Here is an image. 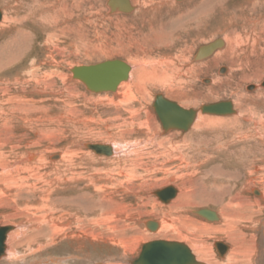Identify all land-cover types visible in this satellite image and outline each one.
I'll return each instance as SVG.
<instances>
[{"label": "rangeland", "instance_id": "1", "mask_svg": "<svg viewBox=\"0 0 264 264\" xmlns=\"http://www.w3.org/2000/svg\"><path fill=\"white\" fill-rule=\"evenodd\" d=\"M107 1L108 0H0V12L2 15L9 19L17 18V20H20L21 23H24L20 26L29 30L27 32L31 35L30 40H28L26 44V46H30L31 44L29 51L27 48H21L23 53L28 51V53H26L27 62H19L17 64V69L20 70L21 67L36 60L38 61L37 64L44 60L46 64L51 65L52 62L46 60V57L49 59L52 57L54 61L61 62L59 67L60 71L68 77L71 75L69 71L74 67L94 65L112 60H120L132 66V63L142 65L146 62L144 83L140 85L142 88L138 89L135 96L147 112V118L144 110L139 117L142 120H146L148 126L146 125L147 123L138 124L137 118L133 119L127 126L121 125L120 127L123 128H120V131H123L124 138H126L125 140H127L128 143L140 141L139 144H141L143 142L141 140L151 139L149 138L151 133L155 135L158 134L160 137L158 139L159 141L165 139L168 141H165L163 143L164 145H158L162 146L161 148L170 145L175 146L180 153H184L196 163H203L208 157H212L210 158L211 161L203 164V166L199 168V172L194 171L196 174L192 173L189 176L191 172L188 173L183 171L182 166L184 165L180 167V163L175 159L177 158L175 151L170 154L173 156L168 155V157L171 158H167L159 155V152H157L159 149L158 146H148L147 144V152L149 151L154 158L150 160L149 163L148 161L146 162L145 171H140V168L138 169L136 167L137 174L139 172L140 174L143 173V178L140 180L141 185L138 186L137 180H132L130 174L125 172L124 175H122L123 178H118V180L123 183V187H120L115 184L103 182L105 179L103 176L108 173V171L112 173V175L115 174L110 164L107 165L105 161H99L98 159H91L86 154L83 155L81 153L80 156L82 157H80V161H78L77 165L78 168L81 169L82 175H92V172H95L97 179H102L99 184L107 185L106 188L99 191L97 195L94 194V204L95 206H99V210L98 208L96 210V215L98 216L99 213L103 215L104 212L107 211L106 213L115 212L118 214L117 216L120 217L113 219L109 224L102 223V226L98 224V226H95L94 230L89 227L88 229H91L93 234L103 235V237L98 235L97 239L100 240L94 243L91 241L93 237L91 238L89 233L86 232V230H88L86 229L87 227L81 223H78L79 225H74L77 227L80 226L78 227L80 229L79 231H81L78 233L80 234L79 241L73 243L68 240H58L54 243H47L46 239L51 237V232L47 231V226L49 228L50 222L47 221V225L45 223L43 225H35L36 220L42 213H40L39 210L30 208L33 200L26 199V196L30 197V195H26L23 191L21 192L22 196L20 194V196L15 195L16 197H14V194L12 196L6 193L0 195V226H18L20 224H25V226L22 225L23 231L22 229H17V233H20V241L22 242H20L17 249L18 259L11 264H33L35 259L42 260V262L39 261V264H130L137 258L144 242L162 238L177 240L179 236V227L182 228V233L186 231V233L189 234V231L186 230L187 228L181 226L182 224H180L179 218L181 222L189 220V222H185V225L195 224V226H197L199 223L207 225H210V223L213 224L214 222L218 223L220 221L219 219L210 222L192 212L209 209L216 212L220 218L218 206H213L211 204H203V206H186L182 209L179 208L180 210H178L177 213H171L170 210L166 209L171 201L162 203L152 194L155 190L160 191V189L166 187H174V189L178 191L176 186L184 184L182 186H185V188L193 194V197L196 198L197 195L202 194L206 187L212 184L213 175L208 178L203 175L208 171L210 166L213 165H223V178L217 181V184L221 185L220 187L223 185V188L226 189L228 193L227 196L234 197V195L238 193V197L242 199L245 204L254 199H259L257 197L258 194L255 195L254 192H252V188L253 191H257L258 188L262 187V184H253L243 175L245 171L249 169V164L251 162L250 167H260V171L256 177L262 175V180H264V142L261 141L260 138H255V140L251 139L254 140L253 142L250 140L248 142H241L238 141V136H240L239 134L241 133L250 134L251 132H253L252 135L255 136L253 131L254 126H257L259 132L262 131L264 134V42L260 41L254 44L252 37H250L251 35L245 38L243 33H240L239 37H242L241 42L238 43L233 53L227 56L228 60L231 59L233 63L226 60L215 63L214 59L222 56L228 48V43H226L223 37V31L227 28L225 26L226 20L223 19L224 17L209 16L206 13L205 16L200 18V12L196 11L187 18L183 15L185 10L182 8L183 5L188 3L187 0H129L132 7H134V10L130 13H122L119 11L111 12ZM261 13L264 15V7ZM46 17L49 23H43V19ZM19 24L18 22L17 25ZM234 28L235 27L231 26L228 27V30L231 31ZM46 33L48 36L49 34H53L51 38L47 36V40L45 39V41H47L45 47L48 52L40 50V46L44 42L43 34ZM262 38L264 40V36H262ZM218 40L225 42V47H222L223 49L221 50L222 52L215 51V53L206 60L194 61L195 54L199 47L201 48L204 45H209ZM161 54L165 57L163 58L164 62L162 61ZM160 64H162V66H160ZM37 66H39V64ZM159 66L161 69H164V71L166 69V72H168L167 75H174L177 77L178 82L176 81L177 85L174 87L173 96V101L176 102V104L180 105V98H184L187 99L188 103L184 107L185 109L198 111L202 105L230 102L233 103L237 115L233 117L229 116L231 118L224 116V118H211V120L214 121L212 122V127L210 126L208 129L205 128L195 135H191L190 132L178 131L173 132V137L168 135L162 137L157 127L158 120L151 108L154 94L159 95V93H164L163 95L167 96L164 89L154 85L157 82L156 79L163 74V70L158 71ZM39 67V76H41L45 74L43 70H46L47 65L46 67ZM221 69H224V71L221 72ZM72 85H74V83L68 79L65 85H60L59 88L65 86L64 88H67V92L76 93V95H78L71 96L65 91V97L67 96V101L69 100L70 106H73V103L77 106L76 114L78 113V120L80 122L78 124L73 122H71V124L69 121L64 122L65 126L46 124L45 130H49L50 135L58 138L56 143L57 147L51 146L49 149H60L62 147L72 146L74 150L79 149L80 151L79 144H82L81 147H84L85 143L95 141L103 143L101 141L105 139V127L109 125L110 127L118 126L119 120H115L117 116L127 118L125 115L126 113H123V110L127 106L133 108L137 107V104L134 103L127 104V102L117 101L111 103L109 101L111 98L104 101V103L103 100L98 103L99 100L96 99L110 97V94H92L87 92L81 83L75 86ZM47 87L53 89L55 84L52 82V84H48ZM179 89L180 91H178ZM53 91H58V88L53 89ZM1 94L2 92L0 95ZM175 95L178 97L176 96V98ZM35 97L36 96H34V98ZM38 97L42 99V96H37L36 98ZM46 97L48 98L46 100L47 102L53 100V97ZM123 100L126 101L128 99L124 98ZM47 102H45V105ZM56 105L59 107V104ZM55 112L57 114L54 112L52 113L58 115L57 110H55ZM115 112L118 113L114 114ZM239 113L242 115L243 119L238 116ZM45 115L47 116V114H42V116ZM246 117L250 118L248 119L249 121L245 120ZM12 125V133L10 130V135L15 138L13 139L10 137L7 141L13 142L10 146H19L21 148L19 149L18 147V150H14L13 155L9 154V156L11 155L9 158L10 165H12L13 161H18L19 157H16L14 154H22L21 152L24 151L23 149H25V146L30 144L29 141L32 142L37 139L40 143H42V140L44 141L43 137L34 136L31 133L26 134V137H24V134L29 130H25L16 121ZM73 129L78 130V132ZM112 132H115V130L112 129ZM108 143H110L109 140ZM138 148L140 149V147ZM187 148L190 149L188 150ZM254 148L256 149L255 154L251 155L248 150ZM36 149H40V147ZM238 149H241V152H239ZM193 150L195 153H192ZM147 164L149 166H147ZM247 164L248 167H246ZM177 168L182 170L180 173L178 172L176 174V178L180 176L178 181L168 180L169 177H167L165 171H168L167 174H172ZM234 174L236 177L239 176V178L232 180L231 176ZM83 176H81L80 179ZM133 176L135 177L136 175L134 174ZM225 181H227V183ZM120 188H122L123 191ZM79 189L80 192H84L83 194L90 191L85 189L84 181L81 182ZM56 195L59 196L57 197ZM65 195L69 197L73 195V193L70 192L68 195L67 192H65ZM65 195L64 193H57L54 194L53 198H61ZM32 198L33 197H31V199ZM80 200L79 205L84 206L87 204L85 203L87 202L85 197ZM158 204L165 206H157ZM262 205L264 206V202H261L260 206ZM105 206L107 207L104 208ZM251 210L252 209L249 211ZM164 211L171 219H174L172 220V228L169 226L161 229ZM245 214L246 213L243 215L247 217V214ZM256 215L259 220V224L255 226L259 228L256 233L259 241V253L264 246V223H262L264 222V208L261 209L260 213L256 212ZM55 216L56 215L51 216V214L48 215L50 218H54ZM147 221L160 224H158L160 226L158 233L149 231L148 228L142 224ZM28 224L29 226H27ZM105 227L113 228V231H107L108 228L105 229ZM35 228L42 231L35 232L33 231L36 230ZM73 232L75 231H72V233ZM33 233L36 234V237ZM242 233L247 236L245 240H249L248 238L255 232L244 230ZM64 234H70V230H66ZM57 236L58 235H56V238ZM188 237H190V235ZM104 238H109L108 240L112 241V245L108 246L109 244H103L102 241H105ZM123 241H127L126 245L123 244ZM216 242L227 245L229 251L231 249L233 250L234 245L233 242L223 234L211 233V235L208 234L204 238V243L210 246L215 260L220 264V262H222L220 259L225 256V253L221 256L215 252L216 248H214V243ZM116 244L118 245L116 246ZM185 244L188 246L189 242H185ZM123 246H125V248ZM244 248L246 250H252L254 246L250 243L245 245ZM73 254L74 256L75 254H79V258L70 259L69 255ZM49 256L52 258H60L62 262L51 263L48 260L46 261V258ZM256 259L255 261V254H253L250 261L244 260V264H261V262L264 264L263 256L262 258L260 256ZM0 264L7 263L5 261L2 262L0 259Z\"/></svg>", "mask_w": 264, "mask_h": 264}, {"label": "bare ground", "instance_id": "2", "mask_svg": "<svg viewBox=\"0 0 264 264\" xmlns=\"http://www.w3.org/2000/svg\"><path fill=\"white\" fill-rule=\"evenodd\" d=\"M127 1L129 2V5H130L129 11H124L122 8H120V6H118L120 3L119 0L116 1V7L111 9V7L109 6L110 11L111 12L119 11L122 13L132 12L134 10V7H132L129 0ZM187 1L188 3L183 5L182 7L185 10L183 12V15L186 16L187 18L189 15L194 14L197 11V12H200L201 14L199 16L200 18H202V16H205L207 13L209 16L210 15L222 16L224 17L223 19L226 20L225 26L227 28L224 29L223 31L224 32L223 37L226 43H228V48L226 49L225 53L222 56L219 55L220 57H217L214 59L215 63L223 62L225 60L230 61V63H233L231 59L228 60L227 56L231 55L234 49L238 46V43L241 42L242 37L241 36L239 37L240 33H243V36L245 38L246 36L248 37L251 35L250 37H252L254 44L256 42L259 43L260 41L264 42L262 38V36H264V15L263 13H261L264 7V0H262V2L261 0H246V1L244 0H187ZM43 21H44L43 23H49L47 17L43 19ZM18 22L20 23L19 25H17ZM21 24L23 25L24 23H21L20 20H17V18L9 19L6 16L4 17L2 13L0 12V93L2 92V94L0 95V195H4L6 193V194H11L12 196L14 194V197H16V196H20L22 191L25 192L26 195H30V197L26 196V199H30L31 201L33 200V203L31 204L30 208L39 210V212L42 213V215L39 216L37 220L35 218L36 220L35 225L37 224L43 225L44 223L46 224L47 221L50 222L49 228L47 226V231L51 232V237L46 239L47 243L48 242L54 243L55 241H58V240H62V241L68 240L74 243L80 240V234L78 233L81 232L79 231L80 229L78 228L80 226L78 227L74 226L75 224L79 225L81 223L82 225L87 227L86 229L90 227L92 228V230H94L95 226H98V224L100 225L102 223L109 224L113 219L120 217V216H117L118 214H116L115 212L106 213L107 211H105L103 215H101V213H99L98 216L96 215V210L97 208L99 210V206H95L94 204V201H93L94 194L97 195L99 191H102L104 188H106L107 185L99 184L102 179L101 178L97 179V177L95 176L96 175L95 172H92L93 173L92 175H85V176L82 175L81 169L78 168V165H77L78 161H80V157H82L80 156V154L81 153L83 155L86 154L91 159H98L99 161H105L107 165L108 164L111 165V167L113 168L112 171L113 172L115 171V174L112 175V173H109L108 171V173L104 174L103 176L105 178L103 182H107L109 184H115L117 186L123 187L122 186L123 183L120 182L118 178L122 177V175H124L125 172H128L130 174V178H132V180H137L138 186H139L141 185L140 180L141 178H143L142 177L143 173L140 174L139 172L137 174V168L138 169L140 168V171L141 170L145 171L146 162L148 161L149 163V161L154 158L152 157L149 151L147 152L146 145L148 144V146L150 145L158 146L160 144L162 145L167 140L165 139V140L159 141L158 140L160 138L159 135L158 134L155 135L151 133L149 135V138L151 139L141 140L143 141L141 144H139L140 141L136 143L133 141L128 143L127 140H125L126 138H124L123 131L122 130H121L122 132L120 131V128L121 129L123 128V127H120L121 125L127 126V124L131 123L132 120L135 118H137L138 124L147 123L146 125L148 126V122L146 120H142L139 117V115L142 113L144 108L141 106V104L139 103V101L137 100L135 96V93L138 91V89L142 88L140 87V85L144 83V73L146 72L145 66L147 65L146 62H144L142 65H137V64L132 63L133 66L124 62L129 67L127 78L120 81L114 90L101 91V92H99V90L94 87L95 86V83H93L95 81L94 79H87L86 77L81 76L80 74L75 75L74 69L81 72L82 70L80 69H82V67L87 68L90 66L102 64L104 62L94 64V65L74 67L69 71L71 75H69L68 77H66L67 75H64L63 72L60 71L59 67L61 65L60 64L61 62L54 61V59L51 56H50L51 59L46 57V60H50L52 62L51 65L46 64L44 60L38 63L39 66L46 67L47 65L48 67V68L46 67V70H43L45 74L41 76H39L40 67L37 66L38 65L37 60L34 62L32 61L31 63L29 62L28 65L26 64L27 67L25 65L24 67H21L20 70H18L17 64L19 62L23 63L22 61L27 62L26 53H28L29 48H31L30 43H29L30 46H26L28 40H30L31 38L30 33L27 32L29 30H27L26 28L24 29L23 26L21 27L20 26ZM231 26L237 29L234 28L231 31L228 30V27H231ZM17 27H19L20 29ZM257 31L259 34L257 33ZM247 32H250V33H247ZM43 35H44V42L40 46V50H44L45 52H48V50L45 47L47 43L45 39L47 40L48 34L46 33ZM52 35L53 34H49L48 37L51 38ZM207 45H204V46H207ZM222 47L223 48L225 47L224 41H222V45L220 47L215 48L210 53V55H208L205 58L198 59L197 53H196L194 57V61L206 60L210 58L215 53V51L222 52L221 51L223 49ZM21 48H24V49L27 48L28 51L23 53ZM198 49H197V52H198ZM161 58H162V61L164 62L163 58L165 57L163 54H161ZM160 66H162V64H160ZM160 66L158 67V71L163 70V74L156 79L157 82L155 81L156 83L154 85L164 89L167 96L163 95L164 93L163 94L159 93V95L154 94L153 103L151 104V108H152V112L156 115L155 117L158 120L157 127L162 137L164 135L173 137V132H178V131L190 132L191 135H195V134H198L200 131L204 130L205 128L208 129L210 128V126L212 127V122L214 121L211 120V118H215V117H221V118L227 117L228 118L229 116L233 117L234 115L235 116L237 115V111L235 112L233 103H231L233 112L228 115H214V114L206 113L202 110V108L206 105H202L199 108V110L197 109L198 111H195L192 109H185L184 107L188 103H187V99H184V98H180V102H179L180 105L176 104V102L173 101V98H174L173 96H174V90H175L174 87H176L177 85L176 83L178 82L177 77L174 75H167L168 72H166V69L164 71V69H161ZM223 71L224 69H221V72ZM137 73H140V74H137ZM97 74L98 73H96V75ZM68 79L69 81L74 83V85L72 86H75L78 83H81L85 87L86 91L89 93H92V94L102 93L104 95L110 94V97H103L102 99H96V100H99V102L97 101L98 103H100V101L102 100L104 103V101L111 98L109 100L111 103H115L116 101L117 102H127V104L134 103V104H137V107L133 108V107L127 106L123 110L124 111L123 113H126L125 115L127 116V118H122V116H117L115 120L116 119L119 120L118 126L110 127L109 125L105 127V132H106V135L104 136L105 139L101 141L103 143H99L98 141L85 143L84 147H81L82 144H79L80 151L79 149L74 150L72 146L62 147L60 149H49L51 146L57 147L56 143L58 141V138L56 136L50 135L49 130L48 131L45 130L46 124H49V125L55 124L57 126H63L64 122H68V121L70 123L73 122L77 124L80 122L78 120L79 115L78 113L76 114L77 106L74 105V103H73V106H70L69 100L67 101V96L65 97L67 88H64L65 86L64 87L61 86L59 88L60 85H65ZM52 82L55 84V87H53V89L58 88L59 92L58 91L55 92L53 91V89H49L47 87V85L52 84ZM178 91H180V89ZM67 93H69V95L71 96L76 95V93L75 94L71 92H67ZM34 96L36 97L42 96V99L40 97L34 98ZM46 96L50 98L53 97V100H50L51 104L49 101L48 102L46 101L48 99ZM159 96L166 103L171 102V103L176 104L180 109L184 111L192 110L194 112V118L192 122L188 124L185 130L176 128L172 124H169L170 121L168 119L167 120L169 121V123H167L164 119V122L166 124L165 126L164 124H162L163 122L160 121L157 115L156 109H155V101H156V98ZM176 96L177 95H175V97ZM43 98H46V99H43ZM124 98L128 100L124 101L123 100ZM45 102H47L46 105H45ZM56 104H59V107ZM208 105H211V104H208ZM55 110H57L58 115H54V113H56ZM144 111H145L144 113L147 118V112L146 110ZM116 113L118 112H115L114 114ZM42 114H47V116L46 115L42 116ZM154 114H153V117H154ZM238 116L243 119L240 113L238 114ZM161 117H164V116H161ZM248 119L250 118L246 117L245 120H248ZM15 121L18 122L20 126L23 127L25 130H29L26 133L24 132L25 133L24 137H26V134L31 133L34 136L43 137L44 141L42 140V143H40L38 139L32 142L29 141L30 144L29 145L27 144L28 146H25V149H23L24 151L21 152L22 154H14L16 155V157H19L18 161H13L12 165H10L9 158L11 155L9 156V154L13 155V151L18 150V147H19V146H10V144L13 142L7 141L8 139H10V137H12L10 135L12 133L11 127L13 126L12 124L15 123ZM112 129L115 130V132H112ZM10 130H11V133H10ZM75 131L78 132V130H75ZM148 131L150 132L149 129ZM253 131L255 133V136L252 135L253 132H251L250 134L241 133L239 134L240 136H238L239 140L238 139L237 140L241 142H248L250 140L253 142L255 138H260L261 141L264 142V134L262 133V131L259 132V128L257 126H254ZM251 139H254V140H251ZM108 140L110 143H108ZM93 145L98 146L99 149L97 151L90 149V147ZM39 147L41 150L36 149ZM138 147H140V149ZM158 147L159 149L157 150V152H159V155L165 156L167 158H171V157H168V155L173 156L170 154H172L175 151L176 156H177V158L175 159L177 160V162L180 163V167L184 165L182 166L183 171L188 172V173L191 172L189 173V176L192 173L197 172L199 168L203 166V164H206V162L211 161L210 158H212V157H208V159L206 161H203V163L201 162L196 163L194 160H192V158L190 159L184 153H180L177 147L175 146L170 145L164 148H161L162 146H158ZM20 148L21 147H19V149ZM108 148L110 149L109 155L106 154L108 152V150L106 149ZM103 149H104V153H100L99 151ZM255 150H256L255 148L252 150L249 149L248 152L251 155H254ZM238 151L241 152V149H238ZM193 152L195 153L194 150L192 151V153ZM244 163H248V162H244ZM250 164H249V169L245 171V174L243 176L247 178L249 181H251L253 184L254 183L262 184V187L257 189L258 192L256 190L253 191V188H252V192H254V194H258L257 197L259 199H254L253 201H250L249 202L250 204L249 203L245 204V202L243 203L242 199L238 197V193L234 195V197L227 196L228 193L226 189L223 188V185L222 187H220L221 185L217 184V181L223 178L222 177L223 176V168H222L223 165L222 166L213 165V166H210L209 169L207 168L208 171H206L203 176L208 178L211 175H213V179H212L213 181L210 180L212 181V184H210L209 187H206L201 195H197V197L199 196L198 198L196 197L197 199L193 197V194L190 191H188L185 188V186L184 187L182 186L184 184H181V185L176 184L178 191L174 189L175 190L174 196L172 198H169L166 201L162 200L164 197L161 199L158 196L160 198L159 199L156 196V192H158L159 190H155L152 194L160 202L168 203L169 201H171L169 205H167V208H166L167 210H170L171 213H177L178 210L186 206H203V204L204 205L211 204L213 206L215 205L219 207L220 218L218 217L216 212L209 210V209H207L206 211L212 213L215 219H210V218H207L206 216H202L197 211H192V212L193 214L198 215L210 222L217 221L218 219L220 221L218 223H215V222L213 224L210 223V225L199 223L197 226H195V224L185 225V222H189V220L188 221L185 220L184 222L183 221L181 222L179 218V222L180 224H182L181 226L186 227L187 228L186 230L189 231V234H187L186 231L182 233L181 231L183 230L182 228L179 227V232H178L179 236H178V239L176 238L177 240H168V239L162 238V239H157L154 241L153 240L146 241L142 244L141 250L137 258L140 256L142 247L144 245L152 243V242H157V241H166L170 243L184 245L185 247H187V249L190 251L194 259V261L191 264H219V262L215 260L214 258L215 256L213 252L211 251L210 246L204 243V238L208 234L211 235V233L225 235L228 239H230L233 242V245H234L233 250L231 249L229 251V247L227 245H223L221 242L214 243L215 245L214 248H216L215 252L217 254L222 256V254L225 253V256L220 259V261H222L220 262V264H244V260L250 261V258L253 254H255V261L257 260L256 259L257 257H260V256L261 258L262 256L264 257V246L262 247V250L258 253V242L259 241H258V237L256 236V233L258 232L257 230L259 228L255 227L259 224V220L257 219L256 212L260 213L261 209L264 208L263 205L260 206L261 202L262 203L264 202V180H262L263 178L262 175H259L258 177H256L260 171L259 169L260 167H256V166L250 167ZM147 166L149 165L147 164ZM246 167H248V164L246 165ZM182 170L177 168L172 174H167L168 171L167 172L165 171V173L167 177H169L168 180L170 179L171 181H175V180L178 181L180 176L176 178V174L178 172L180 173ZM134 174L136 175L135 177L133 176ZM81 176H83L82 177L83 179L82 178L80 179ZM231 178L232 180H236L239 178V176L236 177L234 174L231 176ZM81 180L85 182V189L90 190L89 192L91 193L87 192L86 194H83L84 192H80L79 188L82 182ZM225 182L227 183V181ZM167 188H174V187H166L163 189H167ZM163 189H160V190H163ZM76 191H79V192H76ZM65 192H67L68 195L71 192L73 193V195H70L68 197L67 195H65ZM126 192L129 193L128 191ZM57 193H64L65 196L54 199L53 196L54 194H57ZM31 197L33 198L31 199ZM83 197L86 198L87 202L85 203L87 204L84 206H81L79 205V201H81L80 199ZM254 197L257 198L256 196ZM157 206H165V205L158 204ZM106 207L107 206H105L104 208ZM250 209L252 210L249 211ZM244 213L247 214V217L243 215ZM49 214H51V216L52 215H56V216L54 218H50L48 217ZM162 217H164V219L161 222L162 224L161 229H163V227L167 228L169 226L170 228H172L173 227L172 220L174 219H171L170 216L165 211ZM121 218H124V217H121ZM142 224L146 228H148L149 231L153 233H156V232L158 233L160 229V226H159L160 224L153 222V221L143 222ZM22 225L23 224H20L18 226L16 225L11 226L12 229L7 233L6 240H5V253L0 257L2 262L5 261L7 264H11L18 259L17 249L19 247L20 242L22 241H20L21 239L20 233L19 234L17 233V229H22L23 228ZM23 226H25V224ZM27 226H29V224ZM38 228L37 229L35 228L36 230H33V231L35 232L42 231ZM107 228L105 227V229ZM66 230L68 231L70 230V234L68 235L64 234ZM244 230H247V231L249 230L255 233L251 235L250 238H248L249 240H245L247 239L246 238L247 236H245L246 234L244 235L242 233ZM72 231H75V232L72 233ZM107 231H113V228H108ZM86 232L89 233L91 238L93 237V239H91L93 243L96 242L97 240L98 241L100 240V239H97L98 235L100 237H103L102 234H93L91 229L86 230ZM56 235H58L57 236L58 239L56 238ZM189 235L190 237H188ZM35 237H36V234H35ZM108 239H105V241H102V242L103 244H109L108 246H111L112 241ZM180 241L189 242V244L187 246L185 242H180ZM123 242H124L123 244L126 245L127 241H123ZM29 243H30V240H29ZM250 243L253 244L254 249L246 250L244 246ZM117 245L118 244H116V246ZM123 247L125 248V246ZM69 258L78 259L79 254L78 255L75 254V256L74 254L69 255ZM137 258H135V260ZM47 260L51 263L52 262H58V263L62 262L60 258H54V257L52 258L50 256L46 258V261ZM39 261L42 262L41 259H38V260L35 259L33 264H39ZM134 261H132L130 264H134Z\"/></svg>", "mask_w": 264, "mask_h": 264}, {"label": "water", "instance_id": "3", "mask_svg": "<svg viewBox=\"0 0 264 264\" xmlns=\"http://www.w3.org/2000/svg\"><path fill=\"white\" fill-rule=\"evenodd\" d=\"M117 0H109L108 5L112 8L116 7ZM120 8L124 11L130 10V5L127 0H119ZM222 45V41L218 40L212 44L201 47L197 52V58L202 59L210 55V53L217 47ZM81 72L74 69V74H80L87 79H94L95 88L101 91H112L116 88L118 83L127 78L129 67L120 60L106 61L99 65L90 67H82ZM96 73H98L96 75ZM155 109L162 124L165 126L164 119L167 123L172 124L176 128L186 129L188 124L194 118V112L184 111L176 104L165 102L159 96L155 101ZM202 110L214 115H228L233 112L232 104L230 102H220L216 104L206 105ZM164 116V117H161ZM169 121H168V120ZM90 149L97 151L98 146H91ZM110 154V149H106ZM104 153V149L99 151ZM174 188H167L156 192V196L163 201L168 200L174 196ZM162 196V197H161ZM158 197V198H159ZM159 198V199H160ZM199 213L210 219H215L214 215L206 210H201ZM12 229L11 226H0V257L5 253V240L7 233ZM194 261L190 251L184 245L170 243L166 241H157L146 244L142 247L140 256L134 261V264H191Z\"/></svg>", "mask_w": 264, "mask_h": 264}, {"label": "crops", "instance_id": "4", "mask_svg": "<svg viewBox=\"0 0 264 264\" xmlns=\"http://www.w3.org/2000/svg\"><path fill=\"white\" fill-rule=\"evenodd\" d=\"M256 195V194H255Z\"/></svg>", "mask_w": 264, "mask_h": 264}]
</instances>
